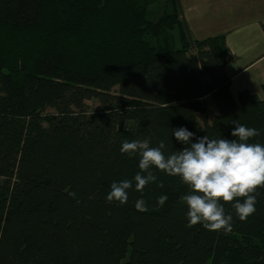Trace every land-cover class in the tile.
<instances>
[{"label":"trees","instance_id":"trees-1","mask_svg":"<svg viewBox=\"0 0 264 264\" xmlns=\"http://www.w3.org/2000/svg\"><path fill=\"white\" fill-rule=\"evenodd\" d=\"M231 59L225 34L190 36L178 0H0V264H264V188L245 221L221 201L232 232L189 228L188 187L153 168L136 191L140 157L120 151L163 140L168 155L180 127L231 140L236 120L264 145V97L234 96ZM124 180L127 203L107 201Z\"/></svg>","mask_w":264,"mask_h":264},{"label":"clouds","instance_id":"clouds-1","mask_svg":"<svg viewBox=\"0 0 264 264\" xmlns=\"http://www.w3.org/2000/svg\"><path fill=\"white\" fill-rule=\"evenodd\" d=\"M232 123L231 136L234 139L231 140L208 135L195 137L186 127L171 129L172 135L184 147L168 155H165L163 140L158 147H150L147 139L122 141L121 153L140 157V172L134 176L135 190L142 193L146 185L158 181L153 168L179 177L189 189L188 194L181 197V203L188 209L187 226L201 224L209 231L232 232L233 217L225 213L221 201L231 203L238 218L245 221L256 211V190L264 188V145L249 142L261 133L237 120ZM132 186V180L113 182L107 201L126 204ZM158 187L163 184L158 183ZM69 195L76 196L74 192ZM240 198H243L242 202ZM167 200L166 195L159 196L157 206H163ZM134 206L140 212L149 210L143 198L136 200Z\"/></svg>","mask_w":264,"mask_h":264},{"label":"crops","instance_id":"crops-1","mask_svg":"<svg viewBox=\"0 0 264 264\" xmlns=\"http://www.w3.org/2000/svg\"><path fill=\"white\" fill-rule=\"evenodd\" d=\"M210 4L213 5V3L208 5ZM233 5L238 16L232 18V24L220 28L226 35L227 45L232 52V59L226 65V71L232 77L231 90L234 96H237L240 90L248 89L263 98L264 0H234ZM192 7L193 5H189V8ZM183 18L186 23L184 15ZM208 97L210 95H207L205 99L207 100Z\"/></svg>","mask_w":264,"mask_h":264},{"label":"rangeland","instance_id":"rangeland-1","mask_svg":"<svg viewBox=\"0 0 264 264\" xmlns=\"http://www.w3.org/2000/svg\"><path fill=\"white\" fill-rule=\"evenodd\" d=\"M182 16L186 18L187 25L191 36L205 38L214 35L210 32L222 33L221 26L230 25L232 18L237 17L235 13L234 0H178ZM229 1V2H228ZM209 3H213L208 5ZM167 4V5H166ZM189 5H193L189 8ZM171 8L170 3L161 2L154 6L149 11V16L152 19L158 18L165 7ZM241 16V15H240ZM209 24V25H208ZM201 36V37H200ZM98 104L97 100H88L87 106L89 110H93ZM207 114L210 120H213L218 112L217 106L210 96L206 100ZM48 112H55L54 108H48ZM203 121L198 119L196 126L199 128ZM4 181V177L0 176V182Z\"/></svg>","mask_w":264,"mask_h":264}]
</instances>
